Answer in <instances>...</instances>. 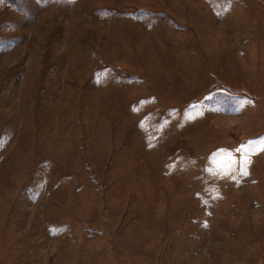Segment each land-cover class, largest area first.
<instances>
[{
    "label": "rangeland",
    "instance_id": "obj_1",
    "mask_svg": "<svg viewBox=\"0 0 264 264\" xmlns=\"http://www.w3.org/2000/svg\"><path fill=\"white\" fill-rule=\"evenodd\" d=\"M0 264H264V0H0Z\"/></svg>",
    "mask_w": 264,
    "mask_h": 264
}]
</instances>
